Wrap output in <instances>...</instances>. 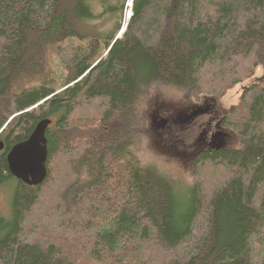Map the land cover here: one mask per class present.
Wrapping results in <instances>:
<instances>
[{
    "label": "trees",
    "instance_id": "1",
    "mask_svg": "<svg viewBox=\"0 0 264 264\" xmlns=\"http://www.w3.org/2000/svg\"><path fill=\"white\" fill-rule=\"evenodd\" d=\"M126 1L0 0V133L10 147L52 122L40 186L0 154V187L16 182L0 264H264V76L219 110L239 145L198 152L190 188L132 157L139 98L217 109L264 70V0H132L125 22Z\"/></svg>",
    "mask_w": 264,
    "mask_h": 264
},
{
    "label": "rangeland",
    "instance_id": "2",
    "mask_svg": "<svg viewBox=\"0 0 264 264\" xmlns=\"http://www.w3.org/2000/svg\"><path fill=\"white\" fill-rule=\"evenodd\" d=\"M131 7V0L124 3L122 13L125 22L132 15ZM101 8L95 10L96 15L103 13ZM100 23L99 19L95 21V24ZM125 25L123 23L121 25L123 30ZM263 76L264 70L259 68L249 81L226 92L220 99V104H217L218 112L220 109L236 106L245 85L254 82L261 84ZM142 99L143 101H140L133 111L136 121L133 123L132 136L136 142L132 157L166 178L165 181L170 182L177 191L185 190V186L190 188L194 158L200 150L209 148L208 145L213 138L214 144L226 148H236L239 145L234 133L217 130L214 124L207 126L209 110L214 107L212 98L195 97L189 93L185 94L182 90L160 87L149 98H139ZM162 106V110L156 111ZM204 110L206 112H203ZM15 189V181H9L0 187V215L3 217L7 218L9 215Z\"/></svg>",
    "mask_w": 264,
    "mask_h": 264
},
{
    "label": "water",
    "instance_id": "3",
    "mask_svg": "<svg viewBox=\"0 0 264 264\" xmlns=\"http://www.w3.org/2000/svg\"><path fill=\"white\" fill-rule=\"evenodd\" d=\"M51 123L47 119L39 121L30 136L14 145L6 156L10 176L25 186H40L47 178L46 131ZM3 149L0 141V151Z\"/></svg>",
    "mask_w": 264,
    "mask_h": 264
},
{
    "label": "flooded vegetation",
    "instance_id": "4",
    "mask_svg": "<svg viewBox=\"0 0 264 264\" xmlns=\"http://www.w3.org/2000/svg\"><path fill=\"white\" fill-rule=\"evenodd\" d=\"M118 38H120V37H118ZM136 98V97H135ZM205 98H208V97H205ZM161 108H163V106L161 107ZM203 112H206V110H204ZM208 112V111H207ZM208 116H209V121H208V124H207V126H210L211 124H214L215 126H216V129L218 130V129H222V130H224V132H229L230 133V131H228V130H226V129H223L222 127H221V121H220V114H219V112H218V110L216 109V106L214 105V107H212L210 110H209V113H208ZM220 134V133H219ZM226 135H228V134H226ZM225 135V136H226ZM0 141L4 144V149L2 150V151H0V154H3V155H5V159H6V156H7V154H8V152L10 151V149L14 146V145H16V144H13L12 146H10V147H7V140H6V138H5V136H3L2 137V133H0ZM214 143H215V138H213V140L209 143V147H211V146H213L214 145ZM227 148H231V147H227ZM203 150H205V149H203ZM200 151H202V150H200ZM7 169H8V167H7ZM17 181V180H16ZM18 182V181H17Z\"/></svg>",
    "mask_w": 264,
    "mask_h": 264
},
{
    "label": "clouds",
    "instance_id": "5",
    "mask_svg": "<svg viewBox=\"0 0 264 264\" xmlns=\"http://www.w3.org/2000/svg\"><path fill=\"white\" fill-rule=\"evenodd\" d=\"M145 136V135H144ZM146 137V136H145Z\"/></svg>",
    "mask_w": 264,
    "mask_h": 264
}]
</instances>
